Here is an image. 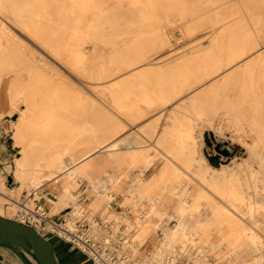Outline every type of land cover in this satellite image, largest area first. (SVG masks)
Listing matches in <instances>:
<instances>
[{
	"label": "bare ground",
	"instance_id": "obj_1",
	"mask_svg": "<svg viewBox=\"0 0 264 264\" xmlns=\"http://www.w3.org/2000/svg\"><path fill=\"white\" fill-rule=\"evenodd\" d=\"M6 80L20 158L0 216L51 185L52 214L73 209L64 235L117 192L144 216L135 253L264 264V0H0V98ZM230 129L245 158L214 167L204 134Z\"/></svg>",
	"mask_w": 264,
	"mask_h": 264
},
{
	"label": "rangeland",
	"instance_id": "obj_2",
	"mask_svg": "<svg viewBox=\"0 0 264 264\" xmlns=\"http://www.w3.org/2000/svg\"><path fill=\"white\" fill-rule=\"evenodd\" d=\"M71 74L74 76L75 74L71 71ZM68 82L72 85L74 89L82 90L81 87L75 82L74 79H68ZM7 86H9L8 81H5V84L3 86L4 92L3 96L1 95V112H7L8 111V101L6 99V92H7ZM82 92V91H81ZM86 91L83 89V93ZM18 120V116L15 115L14 117H6L1 123H0V155L2 156V160H0V173L6 178V187L8 189H15L17 188L18 184L13 179V174L6 172L7 167H14L15 160L20 158V151L19 149L14 147V142L12 140L13 136V127L12 123L16 122ZM224 123V119L222 118H216V124ZM129 133H126L124 136L128 135ZM237 135V133L234 131V129H230L228 131H225L223 135H218L214 131L208 130L204 134V146L202 149V153L207 159V161L214 167H220L222 164H228L233 159H239L242 160L245 158V151L242 150V148L237 144L236 141L232 140V136ZM250 141V140H249ZM3 151V152H1ZM147 179L151 177V174L147 175ZM125 189L130 188V183L126 182L124 184ZM76 195H80L78 199L79 205L87 206L89 201L87 200L88 192H87V186L86 184L80 185V187L77 188ZM59 191L54 188L51 185H45L42 189L41 197L36 198L34 196L27 198L26 195H22L20 197L15 198V202L18 203V208L20 206H24L28 204L30 208L33 210L32 214L37 215H44L48 218L55 219L54 223L57 225H60L61 227L64 226L65 223L63 221H69V218H71V213L73 212V209L68 207L66 209H61L58 214H52L53 207L51 200L56 201L55 195H57ZM112 196L115 200L111 204L110 213L106 216L96 215L93 219H101L102 221H118L120 222V225L125 226L128 229V224H135L138 222V219H144V216H138L134 214H127V212L123 209H121L120 204L123 202V197L121 194L117 192H113ZM13 203H4V210H5V218L17 221L19 223H22V216L26 215L25 212H17L16 216H14V213H12V210H10L11 207L17 208L16 204ZM17 208V210H18ZM51 208V212H49V209ZM13 209V208H12ZM85 212V210H84ZM83 212V213H84ZM82 215V214H81ZM86 215V214H85ZM14 216V217H13ZM4 217V216H3ZM86 224L90 225L93 221L90 220V216H86ZM80 220V219H79ZM100 220V221H101ZM84 224V225H86ZM80 225V224H79ZM86 225V226H87ZM49 230V231H48ZM46 230L47 232L43 234V236L47 237H59L58 233H54V231H51L52 229ZM130 235H132V239L134 240L135 236L137 235L134 230H127V232H130ZM46 238V237H45ZM134 242V241H133ZM149 248V247H148ZM147 244L141 247L140 253L143 252V254H152V249H148ZM79 251V250H78ZM147 251H149L147 253ZM16 256V255H15ZM26 259L29 261L30 264H37L35 260H33L31 257L26 256Z\"/></svg>",
	"mask_w": 264,
	"mask_h": 264
},
{
	"label": "built area",
	"instance_id": "obj_3",
	"mask_svg": "<svg viewBox=\"0 0 264 264\" xmlns=\"http://www.w3.org/2000/svg\"><path fill=\"white\" fill-rule=\"evenodd\" d=\"M25 213L26 215L22 216V224L33 227L42 236L46 230L52 229L51 231L58 233V238L70 243L93 264H193L182 255L159 260L154 257L156 254L154 256L150 253L140 254L141 248L135 253V243L133 236L130 235L132 231L127 232V228L115 220L93 219L91 224L87 225L85 222L87 214L82 213L80 220L74 221V229H66V233L61 235L58 229L61 226L55 224L53 219L44 215H34L32 212ZM63 223L65 228L69 221Z\"/></svg>",
	"mask_w": 264,
	"mask_h": 264
},
{
	"label": "water",
	"instance_id": "obj_4",
	"mask_svg": "<svg viewBox=\"0 0 264 264\" xmlns=\"http://www.w3.org/2000/svg\"><path fill=\"white\" fill-rule=\"evenodd\" d=\"M0 247H8L24 263L60 264L50 242L33 227L0 216Z\"/></svg>",
	"mask_w": 264,
	"mask_h": 264
},
{
	"label": "crops",
	"instance_id": "obj_5",
	"mask_svg": "<svg viewBox=\"0 0 264 264\" xmlns=\"http://www.w3.org/2000/svg\"><path fill=\"white\" fill-rule=\"evenodd\" d=\"M3 152V151H1ZM0 160L2 156L0 155ZM51 212V208L49 209ZM55 220V219H54ZM56 252L60 264H93L82 252L58 237H47ZM0 264H24L8 247H0Z\"/></svg>",
	"mask_w": 264,
	"mask_h": 264
}]
</instances>
